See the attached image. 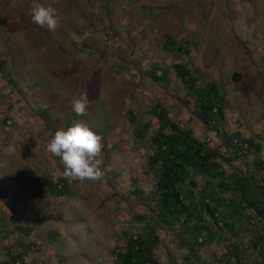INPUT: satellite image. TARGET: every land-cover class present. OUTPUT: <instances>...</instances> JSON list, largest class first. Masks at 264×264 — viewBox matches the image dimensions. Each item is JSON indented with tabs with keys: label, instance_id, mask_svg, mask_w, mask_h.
I'll list each match as a JSON object with an SVG mask.
<instances>
[{
	"label": "rangeland",
	"instance_id": "rangeland-1",
	"mask_svg": "<svg viewBox=\"0 0 264 264\" xmlns=\"http://www.w3.org/2000/svg\"><path fill=\"white\" fill-rule=\"evenodd\" d=\"M37 3L56 9L55 31L32 22ZM164 33L188 39L189 54L164 51ZM183 61L198 82L222 88L227 106L219 134L194 116L170 68ZM156 63L168 69L167 86L145 72ZM234 71L241 74L235 82ZM81 94L89 105L77 115L71 102ZM155 100L213 151L223 153L226 135L239 132L261 142L264 159V0H0V264L5 246L23 254V264H110L121 230L139 229L131 215L151 204L148 146L133 141L125 109L146 119L142 111ZM76 123L103 138L100 180H65L60 159L46 151L56 131ZM235 164L246 172L243 161ZM45 177H62L67 193L52 197ZM136 188L145 199L135 198ZM158 235L155 258L184 264L186 250L176 243L184 236L163 229ZM250 235L242 233L243 243ZM225 244L223 237L190 261L229 258Z\"/></svg>",
	"mask_w": 264,
	"mask_h": 264
},
{
	"label": "trees",
	"instance_id": "trees-1",
	"mask_svg": "<svg viewBox=\"0 0 264 264\" xmlns=\"http://www.w3.org/2000/svg\"><path fill=\"white\" fill-rule=\"evenodd\" d=\"M162 49L188 55L190 43L186 38L176 39L164 33ZM170 68L189 97L194 116L219 134L227 106L219 83L213 80L198 82L184 61L174 62ZM145 72L153 82L168 85L167 68L156 63ZM6 74L7 81L19 89L10 74ZM240 79L239 71L230 75L233 82ZM142 113L146 119H139L130 107L125 109L133 141L148 146L145 167L152 181L151 204L145 213L131 215L139 229L121 230L122 243L113 246L110 264H161L154 255L160 244L158 230L161 229L184 236L183 242L178 238L176 241L178 248L186 250L181 254L184 264H196L190 258L198 257L203 247L221 243L223 237L230 257L221 256L212 264H264L261 142L233 132L226 135L225 150L220 153L213 151L206 141L197 139L189 127L180 126L161 102L155 100L147 104ZM40 114L46 117L44 109ZM236 160L245 163V173L236 167ZM43 183L52 197L67 193L62 177L54 180L45 177ZM133 194L138 200L146 198L137 188ZM243 232L251 234L245 243ZM10 248L5 246L2 264H23V254L13 253ZM249 251L254 252V257L250 258ZM165 264L179 263L170 258Z\"/></svg>",
	"mask_w": 264,
	"mask_h": 264
},
{
	"label": "clouds",
	"instance_id": "clouds-1",
	"mask_svg": "<svg viewBox=\"0 0 264 264\" xmlns=\"http://www.w3.org/2000/svg\"><path fill=\"white\" fill-rule=\"evenodd\" d=\"M31 20L40 27L55 31L60 23L56 9L39 3L31 9ZM89 105L86 94L73 98L71 107L77 115L86 114ZM103 138L84 123H76L67 130H58L49 140L46 151L58 157L63 165V178L69 181H97L104 175L100 157Z\"/></svg>",
	"mask_w": 264,
	"mask_h": 264
},
{
	"label": "flooded vegetation",
	"instance_id": "flooded-vegetation-1",
	"mask_svg": "<svg viewBox=\"0 0 264 264\" xmlns=\"http://www.w3.org/2000/svg\"><path fill=\"white\" fill-rule=\"evenodd\" d=\"M14 224V222L12 223V225L11 226H14L13 225ZM14 229H17L18 230V233H22L23 235H24V229H20L19 227H14ZM1 264H2V261H1Z\"/></svg>",
	"mask_w": 264,
	"mask_h": 264
},
{
	"label": "crops",
	"instance_id": "crops-1",
	"mask_svg": "<svg viewBox=\"0 0 264 264\" xmlns=\"http://www.w3.org/2000/svg\"><path fill=\"white\" fill-rule=\"evenodd\" d=\"M262 153V152H261Z\"/></svg>",
	"mask_w": 264,
	"mask_h": 264
}]
</instances>
